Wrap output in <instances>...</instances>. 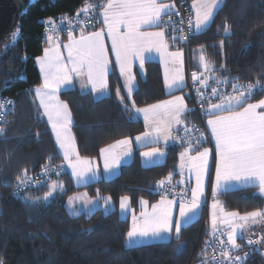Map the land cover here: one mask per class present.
<instances>
[{"label":"trees","instance_id":"obj_1","mask_svg":"<svg viewBox=\"0 0 264 264\" xmlns=\"http://www.w3.org/2000/svg\"><path fill=\"white\" fill-rule=\"evenodd\" d=\"M84 1L31 0L21 17L20 36L0 52V94L15 98L6 131L0 136V261L3 264H192L207 235L202 215L184 225L179 237L128 245L130 219L119 214V203L124 196L130 198L133 210L139 209L141 199L154 202L161 197L157 183L175 172L183 145H167L164 161L149 166L142 163L137 148L132 160L117 175L80 187L72 185L65 171L56 179L63 180L67 190L48 201L43 196L49 182L20 195L13 194L17 177L24 178V170L28 176L46 164L62 161L48 124L35 105L31 88L41 82L36 58L45 47L40 40L44 20L72 13ZM226 23L231 26L228 33L223 28ZM198 45L205 47L217 71L231 77L226 81L256 83L259 80L264 84V0H224L210 26L193 34L191 48ZM109 87L110 93L99 98L77 88L60 92L72 112L71 127L82 156L98 157L103 147L144 130L143 121L133 118L124 100L121 102L116 95L117 88L122 89L116 71L109 74ZM181 92L185 93V89ZM166 96L159 63L147 62L146 77L139 80L132 102L141 107ZM263 96L264 90L257 91L251 100ZM188 114L194 121L191 110ZM77 190L86 191L90 197H111L114 207L72 214L65 200ZM37 197L40 199L36 200ZM217 197L226 209L240 213L264 208V196L255 186L226 190ZM260 249L249 250L243 264H264V243Z\"/></svg>","mask_w":264,"mask_h":264},{"label":"snow or ice","instance_id":"obj_2","mask_svg":"<svg viewBox=\"0 0 264 264\" xmlns=\"http://www.w3.org/2000/svg\"><path fill=\"white\" fill-rule=\"evenodd\" d=\"M223 0H193L195 9V28L199 31L206 27L214 18L216 10L221 7ZM95 3L85 2L77 18L82 12L85 17L95 10ZM103 23L107 27V37L111 39V52L115 54V63L119 65L120 74L126 76L127 95L130 97L133 91L134 76L131 73V61L140 60V66L144 64V53L155 49L162 54H167L172 58L173 63L182 64V53L179 51L167 53L168 45L165 43V32L143 31L144 27H159L164 24L163 16L169 14L170 8L174 5L162 3L160 0H106L101 6ZM51 23V21H49ZM191 21L189 24L191 25ZM230 25L223 26L225 33L230 31ZM13 34V38L15 39ZM186 38V37H183ZM52 37H49L51 40ZM69 42L63 45L67 49L65 58L60 45L46 48L44 55L38 57L37 61L43 75V84L35 89L36 97L39 99L40 107L43 108V115L47 116L48 122L56 136V142L63 150L64 159L69 162L73 175L78 179L83 178L86 173L92 171L91 160L81 158L76 150L75 138L72 135L71 125L72 113L67 103L59 99L58 93L63 85L71 84L73 76L86 77L87 83L91 85L93 92H103L108 89L109 72V50L105 46V32L103 29L84 34L81 31L79 39L69 32ZM223 41H221V45ZM200 64L205 72L214 71V67L207 61L203 50L200 55ZM223 67V66H222ZM203 75V74H201ZM183 75L181 69H177L169 79L167 71L165 83L169 88L181 87L183 84ZM193 81H199L201 86L207 87L208 78H201L196 73L192 74ZM219 83V81H217ZM260 81L256 84L249 83L245 87H237L233 84V93L220 94L218 103H209L207 114L211 116L207 124L211 128L212 136L215 139L216 161V184L213 188V195H216L217 189L222 182L236 181L245 184H254L259 188L261 194H264V99L256 103H248V100L254 95V91ZM201 99H206L197 89ZM116 95L123 102L120 96V90L117 88ZM212 95L217 96V89L212 88ZM8 103H11L9 101ZM135 106V101L132 102ZM0 107H3L0 104ZM259 109V111H258ZM138 113H143L145 121L150 118L157 121L155 132L158 134L154 142H159L163 138L164 142L170 138V128L172 123L181 124V117L189 109L184 103V97L176 96L171 100L161 101L157 104L148 105L145 108H137ZM4 131L0 128V133ZM187 132L188 129L185 128ZM151 133L145 132L143 137L147 138ZM140 140L141 137H136ZM200 141H198L199 143ZM131 140H117L115 144L100 150L104 157V167L111 170L120 164L122 156L130 155ZM124 146L125 151L117 154L116 149ZM196 150V146L188 143V147L180 154V167H185V157L188 158L190 170L195 171L196 186L192 188V199L188 202L180 203V219L175 221L172 218V207L175 201L162 198L158 204L152 205V211H147L148 202L141 200L140 203L145 207L138 221L133 216L132 228L127 232V239L134 241L138 238L160 237L164 233L175 231L177 237L181 232L182 221L188 215L199 207L200 198L204 195V177L208 171V157L210 150L205 148L203 151L196 150L195 156H189L190 151ZM142 155L151 158L156 155H164L159 148H154L150 152ZM51 159V157L49 158ZM47 171V169H45ZM95 173L93 172V175ZM27 170H24V178L17 177L19 185H25L28 182ZM171 182V176L168 177ZM165 181H160L163 186ZM18 185V190H19ZM57 188L63 189L62 183L52 182L49 191L44 194L43 199L47 200L53 195ZM78 197H69V204ZM39 200L40 198H35ZM111 197L106 198V203ZM129 198H121V208L125 209ZM220 207L223 213L220 223L226 226L227 244L224 240H219L221 247V259L212 256L215 264H242L246 259L244 256L231 255L232 250L240 248L237 239L242 238L245 228L252 224L264 221V211L256 210L241 215L238 212H223V208L218 200L214 201L213 208ZM213 236L219 229L217 228V216L215 212L212 218ZM264 242V237L253 241L248 239L249 245ZM206 255V254H205ZM0 264H3L0 261ZM203 264H208L205 260Z\"/></svg>","mask_w":264,"mask_h":264},{"label":"crops","instance_id":"obj_3","mask_svg":"<svg viewBox=\"0 0 264 264\" xmlns=\"http://www.w3.org/2000/svg\"><path fill=\"white\" fill-rule=\"evenodd\" d=\"M191 1H192V4H193V0H191ZM85 2H86V0L84 1V3L79 8H82L84 6ZM87 2L95 3L97 5L95 10H97L99 12V14H100V25L98 27L94 28L93 30H89L87 32H84V34L87 35L88 33H91V32H94V31H100L101 29H103L104 32H105V46L109 50L108 55H109V60H110L109 72H108V89L106 91H103V92H93L91 90V85L87 83L86 77L73 76V80H72L71 84L63 85L60 88L59 93H58L59 99L61 101L65 102V103H67L66 101H64L60 97V92L63 91V90H66V89H71V88H77L81 92H91L97 98L106 96V95H108L110 93L109 74L112 71H116L117 74L119 75L120 81L122 83V89H120V96H122L124 98L123 99L124 100V104L126 103L125 105L127 107H129V109L131 110V116L133 118H135V119H141L143 121L144 130L141 133H139V134H137V135H135L133 137H127V139L131 140V145H130L131 153H130V155L122 156L120 164L117 167H115V168H113L111 170H106L105 169V167H104L105 161H104V157L101 155V152H100V155L98 157H86V156L81 157L80 156L81 158H89L91 160L92 171L85 174L84 177L87 179L84 182L85 184L90 183V182H94V181H97V180H100V179H108V178H111V177L117 175L120 172L121 167L123 165L129 163L132 160L133 154H134V150L137 149V148L140 149L142 163L145 166L161 163V162L164 161L165 148H166L167 145H169V144L174 142L173 138H170L167 141V143H165L163 138H162V136H161V138L159 139V142H154L156 140L157 135H158L155 132V128L157 126V122H155V123L150 122L148 124V122L145 121L144 114L143 113H138L136 111L137 108H145L148 105L157 104V103H159L161 101H165V100H171V99H173L176 96H182V97H184V103L187 106V109L190 110L186 94L181 92V90L185 89V87H186V72H187V67H188V56H187L186 51L182 47L177 45L175 43V40L172 37H170V38L168 37L166 29L163 27V24H161L159 27H156V26L144 27L142 30L143 31H150V32L163 30L165 32V38H164L165 39V43L168 45L167 53H174V52H177V51L182 53V57H181L182 64L173 63L171 57H169L167 54H162L161 52H158L155 49H152L150 52H145L143 54L145 59H144V64H143L142 68L140 66V60L138 58L137 59H133L131 61V73H132V75L134 76L135 79H134V82H133V91H132L131 96L129 97L127 95V88L125 87L126 76L120 74L119 65L115 63V54L113 52H111V39L109 37H107V27L103 23L102 7L101 6L106 2V0H87ZM160 2L168 3L170 5H174L172 0H160ZM223 2H224V0H223ZM173 9H174V7L170 8L169 14L173 11ZM218 9L216 10V12L218 11ZM165 17L166 16H163V20H164ZM211 23H212V21L206 27L201 28L199 31H197L196 28H195V21H194V32L195 33H200L202 31L206 30L210 26ZM79 37L80 36H77L75 38L79 39ZM68 42H69V40L66 37H63V38H54L53 37L45 45L44 50L46 48H51V47H54L57 44H59L60 45V51H61L62 55L66 58L67 57V49L64 48L63 45H66ZM202 50H203L204 55L206 56L207 61L214 67V69H215L214 71L205 72V69L201 66L199 58H200ZM43 55H44V51L38 57H42ZM37 58H36V64H37V67H38L39 72H40L41 82H40V84L38 86L31 88V91H32V94H33V98L35 100V105L38 108L39 113L41 114L43 119H45L46 123L48 124V128L50 130L51 136H52L53 141L55 143L56 149H57L58 153L61 156V160H62L61 162L65 165V169H66L65 171L71 177L72 182H74L75 181L74 177H76V176L73 175V171H72V168L69 166V162L64 159L63 150L60 149L58 143L56 142V136H55V133L52 130V126L48 122L47 116L43 115V111L44 110H43L42 107H40L39 99L36 97V94H35V89L40 87L43 84V75L41 73L40 65H39V63L37 61ZM147 62H157V63H159L160 68H161V73H162V81H163L164 92L166 93L167 96L164 99H162V100H159V101L154 102V103H150V104L145 105V106H141V107L133 106L132 105V95H133V92L138 88L139 80L140 79H144L146 77V63ZM190 63H191V65L193 66V68L195 70L194 73H196L198 76H201L202 79L207 77L208 78L207 82H209L211 80L226 81V80L231 79L230 76H226L222 72L217 71L216 65L207 56L206 51H205V47L202 46V45L194 46V47H192L190 49ZM177 69H181V74L183 75V78H184L183 79V84H182L181 87L169 88L166 85V83H165L166 71H167L168 77L170 79L171 76L175 73V71ZM201 74H203V75H201ZM249 101H253V100L249 99L248 102ZM69 109H70V107H69ZM258 111H259V109H258ZM188 112L181 117V119L183 121L181 124L172 123L171 128L169 130L171 137L174 136V132L175 131H177L178 129H180V128L186 126V125H190L193 122V119L190 118V115L188 114ZM208 118L210 119L211 116L209 115ZM150 119L152 120V118H150ZM72 120H73V117H72ZM71 131L73 132L72 127H71ZM145 132L151 133V135L149 137L145 138V137H143V134ZM73 136H74V133H73ZM136 137H141V139L137 140ZM74 138H75V136H74ZM123 139H126V138H123ZM123 139H121V140H123ZM112 144H115V142L112 143ZM112 144H110V145H112ZM75 145H76V140H75ZM108 146L109 145H107V146H105L103 148H107ZM76 147H77V145H76ZM154 148H159L164 153V155H156V156H153L151 158H148V157H145L144 155H142L145 152L152 151V149H154ZM201 148H203V147H197L196 150L199 151ZM76 150L78 152L77 148H76ZM196 150H193L192 154H196ZM123 151H125L124 146H121L120 148L116 149L117 154H120ZM211 152H212V150H211ZM189 171H190V166L188 164L185 163V167L184 168H181V167L179 168V165H178L177 169L175 170V172L170 175L171 179H174V180H176L178 182L190 181V183H191V181H192V183H191L192 185L191 186L193 188V183H194L193 181L194 180L192 179L190 173H188ZM93 172L95 173L94 175H93ZM185 174H187V175H185ZM193 174L195 175V171H194ZM195 178H196V175H195ZM53 181L57 182V180H53ZM53 181L48 183V185H47L48 189H47L46 192L49 191L50 185L52 184ZM78 183H80V184H76L78 186L85 185L84 183L81 184V182H78ZM215 184H216V180H214L213 183H212V189H211L212 195H213V188L215 187ZM246 186H255V185L254 184H245V183L236 182V181L222 182L220 188L217 189V191H216V195L215 196L213 195V198L214 197L216 198L217 195L219 193L223 192V191L232 190V189H238V188L246 187ZM255 187H257V186H255ZM58 189L59 188H57L56 190H58ZM63 190H64V188L61 189V190L55 191V193L51 197H49V199H47L46 201L53 199L60 191H63ZM205 191H207V190H205ZM79 192H83V191H79ZM75 193H77V192H75ZM75 193H73V194H75ZM204 194L206 195V192H204ZM87 196L89 198H99V199H103V200H106V198H108L107 196H104V197H102V196H100V197H90L88 194H87ZM203 196L200 198V201L201 200L203 201V198H204ZM69 197H72V194ZM162 198H164V197H162ZM160 199H161V197L158 200H155L154 202L147 201L148 202L147 209H150L152 207V205L157 204ZM168 200H170V199H168ZM202 203L203 202L200 203V206L202 205ZM120 205H121V200H120V203H119V214L123 218L133 217V214H135V213H136L135 215L138 216V214H141L144 211V209H145V207L140 203L139 209L138 210H133L131 208L130 199H129L128 205L126 206L125 209H122ZM65 206L67 208L66 200H65ZM113 207H114V205H113V203H112V201L110 199V200L107 201V208H105L104 210H111ZM199 208H201V211H202V206L199 207ZM97 209H99V208H97ZM179 209H180V203L175 202L173 207H172V218L174 219V221L177 219L174 216H178L179 215ZM81 213H86V212H81ZM199 213H200V211H198L196 213H195V211L191 212L188 215L187 220L183 221L182 227L184 225L190 223L191 221L196 220L197 218H199L202 212L200 214ZM220 228H224L226 231L228 230V229H226V226L220 227ZM254 229L255 228L251 229L249 232L253 231ZM172 234H173V237L176 235L175 232H173ZM242 238H245V237H242ZM128 241L129 240L127 239V243H128ZM134 241L135 242H132V243L130 241L128 243V245H139V239L134 240ZM140 241H142V240H140ZM141 243L142 242H140V244ZM239 255L243 256V254H241V253H239Z\"/></svg>","mask_w":264,"mask_h":264},{"label":"built area","instance_id":"obj_4","mask_svg":"<svg viewBox=\"0 0 264 264\" xmlns=\"http://www.w3.org/2000/svg\"><path fill=\"white\" fill-rule=\"evenodd\" d=\"M172 1L174 3V9L164 18L165 23L163 24V27L166 29L167 34H169L175 40V43L182 47L187 53L188 67L186 72L185 94L189 102L190 110L194 115V121L190 125H186L174 132L173 143H177L185 147L188 146V143L190 142L192 145L196 146V148L207 145L211 150H213L214 153L215 144L210 127L207 124L209 115L207 114L206 110L209 106V103H218L220 94L233 93V84H236L237 87H245L249 83L243 81H219V83H217L216 80H211L207 82V87H204L201 86L198 81H193L192 74L195 70L190 63V49L192 37L195 33V9L193 8L192 1L190 0ZM80 9L82 8H78L72 13L61 14L56 17H49L45 19L43 31L40 35L41 42L46 45L50 36L52 38H68L69 32H71L74 37H77L81 35L82 30L87 32L100 25V14L97 10L90 12L87 17H85V15L81 12L77 18V13L80 12ZM49 21H51V23ZM189 21L192 22L191 25L189 24ZM212 88L217 89V96L212 95ZM197 89H200V92L206 99H201V95L198 94ZM262 90H264V84L257 85L254 95L255 92ZM9 101H11V103H8ZM0 104L3 105V107H0V128L4 129V131L0 133L1 136L6 131V123L8 121L9 113H11L13 110L15 98L10 95L0 94ZM185 128L188 129L187 132L185 131ZM198 141L200 142L198 143ZM45 169H47V171H45ZM65 170V165L62 162L46 164L38 171L28 175L29 179L27 184L19 185V181H17L13 188V194L20 195L23 191L29 188L44 186L48 182L59 177L65 172ZM160 181H165V184L161 186ZM160 181L157 183V192L160 193L161 197H166L167 199L173 200L177 203L182 201L188 202L191 200V183L189 181L178 182L174 179H171V182L169 183L168 177H165ZM203 214V221L207 223V235L205 237V243L203 247H201V249H199L194 255L196 259L192 264H203L205 260L208 261V264H215L211 258L213 255H215L217 259H221L222 246L219 244V240H224L225 244H227V235H221L222 232L226 233V230L219 227V231L216 232L214 237L212 230V219L208 218V221L206 222L207 217H209L208 204L203 205ZM261 237H264V230L257 228L251 231L245 238H242L243 240L237 239V244L240 245V248L232 250L231 255L235 257L241 253L244 256L245 253L248 255L249 250L260 251L261 245L264 242L249 245L247 241L248 239L256 241ZM244 260L242 261V264ZM225 264H227V262H225Z\"/></svg>","mask_w":264,"mask_h":264},{"label":"rangeland","instance_id":"obj_5","mask_svg":"<svg viewBox=\"0 0 264 264\" xmlns=\"http://www.w3.org/2000/svg\"><path fill=\"white\" fill-rule=\"evenodd\" d=\"M20 36V33H18L17 35H16V37H15V39L13 40V42L18 38ZM251 99V98H250ZM261 99H264V96L263 97H261V98H259V99H257V100H253V101H249L248 103H256V102H258L259 100H261ZM126 104V103H125ZM40 116H41V114H40ZM209 119V118H208ZM45 120V119H44ZM46 121V120H45ZM148 124L150 123V122H153V123H155V122H157L156 120H154V119H149L148 121ZM210 127V126H209ZM211 130V129H210ZM212 134V133H211ZM72 135H73V132H72ZM213 137V136H212ZM76 140V139H75ZM213 141H214V144H215V140H214V137H213ZM76 145H77V142H76ZM188 146H185L184 148H182V150L180 151V153H179V168H180V164H181V158H180V154L182 153V152H184L185 151V149L187 148ZM201 147H203V148H201L199 151H203L205 148H209V150H210V147L209 146H207V145H203V146H201ZM77 149H78V147H76ZM78 153H79V151H78ZM79 155L81 156V157H83L80 153H79ZM188 155L189 156H195L196 154H192V151H190L189 153H188ZM216 161H217V157H216V153L214 152L213 153V150H212V152H211V150H210V154H209V157H208V171H207V173H206V175H205V177H204V192H206V195L204 194V198H203V201L201 200L200 202H199V207H201L202 206V211H201V208H197L196 210H195V213L196 212H198V211H200V213H201V215H202V218H203V220H204V214H203V205H205V204H208V216L209 217H207V220H206V222L208 221V218H210V219H212L213 218V213L215 212V214H216V216H217V228H219V227H224V225H222L221 223H220V219L222 218V216H223V213L221 212V210H220V207H217L216 209H214L213 208V203H214V201H216V200H218L219 202H220V205L222 206V208H223V212H225V213H227V212H238V211H236V210H228V209H226L224 206H223V204H222V202H221V200L219 199V198H213V195H212V192H211V189H212V183H213V181L214 180H216ZM185 163L186 164H188L189 165V161H188V158L187 157H185ZM190 166V165H189ZM188 173H190V175H191V177H192V179L194 180L193 182V188L196 186V178H195V175L193 174L194 173V170H190ZM185 175H187V174H185ZM189 175V176H190ZM74 179H75V181L74 182H72V185L73 186H75V187H80V186H78V185H76V184H80V183H78V182H81V184H83L87 179L85 178V177H83V178H80V179H78L77 177H74ZM57 180V183H62L63 184V188H64V190H67V187H66V185H65V183H64V181L63 180H61V179H56ZM56 182V181H55ZM190 182V181H189ZM191 183H192V181H191ZM85 184V183H84ZM88 184V183H87ZM86 185V184H85ZM192 185V184H191ZM51 186V185H50ZM83 186V185H82ZM58 190H61L60 188L58 189ZM58 190H56V191H58ZM191 190H192V186H191ZM205 190H207V191H205ZM79 191H83V192H79ZM60 192H62V191H60ZM75 192H77V193H75ZM257 192L260 194V195H262V196H264V194H261L260 193V191H259V188L257 187ZM55 192H53V194H54ZM73 193H75V194H73ZM73 193H71L72 194V197H78L77 199H75V200H73L72 201V203H71V205L69 204V198L68 199H66V204H67V208H68V210H69V212L70 213H72V214H79V213H81V212H86V213H92V212H94L97 208H103V209H105V208H107V203H106V200H103V199H99V198H89L88 196H87V192L86 191H84V190H77V191H74ZM192 193V192H191ZM108 197V196H107ZM129 198V197H128ZM49 199V198H48ZM130 199V198H129ZM161 199H162V197H161ZM161 199L158 201V203L161 201ZM192 199V198H191ZM142 200V199H141ZM140 200V201H141ZM143 200H146V199H143ZM146 201H148V200H146ZM191 201V200H190ZM201 202H203L202 203V205L200 206V203ZM157 203V204H158ZM181 203V202H180ZM186 203V202H185ZM128 205V204H127ZM129 207V206H128ZM180 210V209H179ZM144 211H145V209H144ZM147 211H149V212H151L152 211V207L150 208V209H147ZM260 211H264V208L263 209H261ZM252 212V211H251ZM199 213V214H200ZM238 213H240V212H238ZM136 214V213H135ZM135 214H133V216H135L136 218H137V220L139 221L140 220V217H141V214H138V216L137 215H135ZM241 215H243V214H245V213H240ZM200 215V216H201ZM196 216V215H195ZM175 218H177V219H180V216L178 215V216H174ZM129 219H130V229L132 228V225H133V217H129ZM174 220V219H173ZM184 220H187V218H185ZM183 220V221H184ZM183 221H182V224H181V228H182V225H183ZM206 225H207V223H206ZM253 228H255V229H257V228H260V229H263L264 230V221H261L260 223H255V224H252L251 222H249V226L247 227V228H245L244 229V231H243V234H242V237H246L250 232V230L251 229H253ZM173 232H175L174 230L171 232V233H164V234H162L160 237H149V238H143V239H140V238H138L139 239V244H140V242H142L141 244H146V243H154V242H160V241H164V240H169L170 238H172L173 237ZM249 232V233H248ZM239 239V238H238ZM137 240V239H136ZM140 240H142V241H140ZM130 241H128V243H129ZM132 242H135V241H131V243Z\"/></svg>","mask_w":264,"mask_h":264},{"label":"water","instance_id":"obj_6","mask_svg":"<svg viewBox=\"0 0 264 264\" xmlns=\"http://www.w3.org/2000/svg\"><path fill=\"white\" fill-rule=\"evenodd\" d=\"M30 2L31 0H0V52L12 44L13 34L20 32L21 17Z\"/></svg>","mask_w":264,"mask_h":264}]
</instances>
